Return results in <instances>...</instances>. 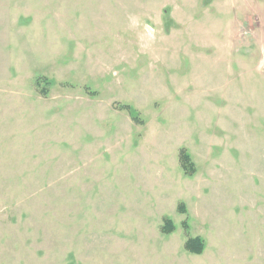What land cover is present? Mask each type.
<instances>
[{"label":"rangeland","instance_id":"374dc122","mask_svg":"<svg viewBox=\"0 0 264 264\" xmlns=\"http://www.w3.org/2000/svg\"><path fill=\"white\" fill-rule=\"evenodd\" d=\"M0 264H264V0H0Z\"/></svg>","mask_w":264,"mask_h":264},{"label":"trees","instance_id":"16d2710c","mask_svg":"<svg viewBox=\"0 0 264 264\" xmlns=\"http://www.w3.org/2000/svg\"><path fill=\"white\" fill-rule=\"evenodd\" d=\"M180 161L185 171H193V164L190 162L188 154L184 150L180 151ZM185 248L194 253H200L202 250V241L198 237L189 238L185 243Z\"/></svg>","mask_w":264,"mask_h":264}]
</instances>
